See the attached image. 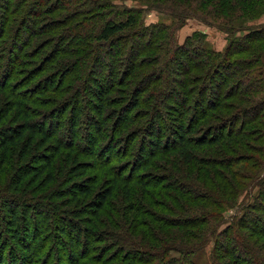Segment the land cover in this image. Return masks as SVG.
<instances>
[{
    "label": "trees",
    "instance_id": "1",
    "mask_svg": "<svg viewBox=\"0 0 264 264\" xmlns=\"http://www.w3.org/2000/svg\"><path fill=\"white\" fill-rule=\"evenodd\" d=\"M37 1L43 3L40 4L43 6L48 0ZM137 1L145 5L143 9L116 5L114 0H52L47 2L49 7L45 11L49 13L59 8H66V4H74L66 8V13L71 15L70 19L54 21L49 26H44L41 30L36 29L34 32L37 37L40 35L39 32L51 33L53 29H57V33H60L57 36H62L63 41H66L62 47L55 49V52H50L45 57V61L52 65L55 64L53 71L56 70L58 73L56 76H60V79L58 82L55 78L45 79L46 77L42 74L46 69L45 66H41L38 71L28 77L25 83L29 85L41 76L44 84L42 83L43 85L38 89V94L44 96L53 91L58 92L66 80L75 78V81L70 82L71 88L67 89L73 90V94L69 97L72 100L75 99L76 103L78 98L75 93L79 92L78 87L81 85V80L83 82L85 79L86 72L83 69L94 68L93 72L100 66L99 61L106 58L104 55L101 60L99 51L102 47L117 44L113 59L104 64V71L109 72L110 79H105V82L96 84L93 88L89 84L85 85L94 98V102L90 103L86 100V103L96 114L101 116L106 112L108 105L116 102L115 105H117L120 100L110 97L112 90L116 89V92L120 93V90L115 87L117 85L123 87L126 79L143 78L140 71L145 67L149 69L148 78L150 79H147L145 83V78L143 82L140 79L142 84L137 94L130 100L131 108L128 110L126 107L120 112H111L112 114H130L139 107L149 108V102H144L142 105L140 100L147 89L150 93L156 91L155 93L161 96L167 85L178 84L183 88L188 87L181 92V105L179 104L181 111L176 107L179 116L173 125H166L167 120L161 118L157 107L151 108L155 115L153 119H148L150 124L147 128L161 121V124L166 126L164 130H167L168 134L166 133L165 136L163 129L156 126L155 131L149 134L150 138L142 139V143L146 142L147 148H144L142 143L137 147L134 159L136 171L146 173L149 167H155L162 173L149 174L147 172L133 178L132 174H126L127 169L118 168V172L112 173L113 176L105 180L106 186L102 188L103 190L101 189L100 198L96 201L98 210L107 205L106 200L120 185L128 213L135 212L136 214V217L131 216L132 218L128 219L134 222L130 225L131 228L136 225L135 219L141 213L140 209H145L142 201L136 202L135 206L134 200L139 201L140 198H135L131 183H134L137 190L140 188L144 191L145 196L150 189H157L159 195L170 198L177 209L169 212L168 219L163 218L154 222L181 229L182 239L175 244L165 242L161 238V247L153 249L157 253L147 256V262L153 260L156 264H197L193 255L199 252L210 236L214 239L209 257L210 264H227L224 262L226 259L230 261L228 264H264V244L259 246L254 239V237L264 239V163L261 167L258 159L264 156V148L259 149L254 143H259L258 136L264 140V129L258 128V125L264 126L258 122L260 118L264 119V114H261L264 109V27L246 28V33L235 36L236 32L243 31V29L230 25L238 17L253 18L256 17V13L258 15L262 13L259 9L264 8V0ZM150 9L158 12L166 11L171 17L170 25L158 23L143 25L140 17L144 11ZM189 18L217 23L220 26L227 25L224 32L230 38L224 50L207 49L202 44V38L196 33L188 36L180 47H176L175 44L170 45L167 41L174 38V31L182 27ZM239 55L245 56L239 58ZM22 59L23 56L15 60V65H25L26 61L21 63ZM157 72L160 74L162 72L167 77H162L156 74ZM167 81L170 83L165 85ZM149 86H153L152 90ZM7 91L11 100L8 101L6 107L0 109V122L6 120L13 112L11 119L14 118V123L0 129V151L11 147L19 150L20 147L22 148L21 159L30 155L29 161L16 167L12 176V185L17 188L25 178L33 176L37 180L43 174L45 175L44 184H48L53 179L51 172L53 159L59 149L65 146L64 143L54 138V131L57 132L64 124L59 125L61 120H55L53 116L46 117L42 122H31L29 119L31 106L26 103L34 101L32 104L35 105V100L22 92H15V89L7 88ZM193 93L201 97L192 101L193 109H191L190 117L187 118L190 109L188 110L185 105L192 98ZM161 101L159 100V103L164 104ZM239 104H243L244 107L240 108ZM69 105H73V101ZM67 107L60 109L57 113L60 114L59 118L66 114ZM227 108L238 109L239 112L232 114V118H226L223 113ZM21 117V122H19ZM70 122H72V128L76 127L78 116L72 115ZM131 122H134V119L127 116L124 127L130 125ZM46 123L49 129L45 128ZM101 127L100 121L94 123V129L100 141L103 139ZM69 133L70 137L75 140L76 137L71 132ZM136 138L137 136L134 135L130 141L133 142ZM48 141L52 143L54 141V146L47 144ZM260 145L263 147L262 144ZM39 149H43V152L38 151ZM159 155L160 159L164 160L163 162L154 161ZM102 165L104 169L103 162ZM87 169L90 168L87 167L80 172L74 169L71 176L84 177ZM252 169H258L257 179L251 182L252 186L257 188V193L251 202L247 201L240 206L243 213L234 215L231 224L219 232L218 228L223 223L224 206L231 204L230 206L234 207L239 200V195L252 179L248 177L250 173H247ZM147 175L151 176L146 178ZM100 178L99 175L94 181L90 177L84 178L81 182L70 181L75 186L76 194L66 187L62 192L53 193L51 199L55 197L61 201L62 206L58 207H67V204L63 202V197L69 196L73 200L78 196L88 198L92 195ZM209 179L214 182L211 187H208L206 183ZM245 179L247 182H242ZM215 180L220 181L218 183ZM164 191H166L165 194ZM228 191L232 196L230 203L227 201ZM148 198L152 205H157L154 196L151 195ZM187 202L198 203V206L192 209ZM17 203L13 202L12 204L16 207L14 210H9L11 201L5 197L0 199V207L7 212L4 218L6 222L9 221L8 228L12 233V240L17 243L18 247L28 251L25 239L21 238L15 229L23 218H27L34 206L20 199ZM35 205L45 212L48 219V213L54 206L53 202L46 204L38 201ZM70 212L79 217L83 209L75 212L69 210ZM145 212L149 216L153 213L150 210H145ZM64 221L71 228L78 229V226L70 224L71 220L66 218ZM249 221L252 223L250 224ZM46 222L49 221L46 220ZM59 230L62 234H67L64 228ZM152 230L151 225L140 236L143 238L152 236L154 239L156 235ZM30 231L31 227L27 224L26 235ZM128 245L142 248V245L136 242ZM7 246L4 245V247ZM4 247L3 250L0 249V264H18L17 259H8L4 256Z\"/></svg>",
    "mask_w": 264,
    "mask_h": 264
},
{
    "label": "rangeland",
    "instance_id": "2",
    "mask_svg": "<svg viewBox=\"0 0 264 264\" xmlns=\"http://www.w3.org/2000/svg\"><path fill=\"white\" fill-rule=\"evenodd\" d=\"M51 1L52 0H48L47 2ZM47 2L41 6L40 4L43 3H39L37 0H0V109L6 107L8 101L11 100L7 88L15 89V92H22L24 95L33 98L32 100H35V105L32 104L34 101L31 103L24 102L31 106L29 114L31 122L45 121V118L48 116H53V119L58 121L61 120L59 125L62 123L64 126L60 127L57 132L54 131V138L60 143L65 144L64 148L59 149L58 154L53 159L51 166L52 182L44 184V174L37 180H35L33 176H29L25 178L17 188H14L12 185V176L16 167L29 161L30 155H26L21 159L22 148L20 147L19 150L18 148L15 149L11 147L5 151H0V199L5 197L7 200L11 201L9 210L15 209L19 199L24 200V202L30 204V206H34V209L29 211L27 218H23L22 222H20L15 229V231L19 232V236L25 239L28 251L21 249L20 246L18 247L17 243L12 240V233L9 232L8 228L9 221L6 222L4 218V214L7 212L0 207V249L3 250L4 245H9L4 247V256L8 259H17L19 262L18 264H156L153 260L147 262V256L157 253V251H153V249L156 250V248L161 247V238L165 242L175 244L182 239L181 229L176 227L171 228L168 224L164 226L159 222H154L163 218L168 219L169 212L177 209V206L173 205L172 200L165 196L161 197L157 189H150V195L148 193L147 196H145L143 194L144 191L140 188L137 190V187L133 185L134 183H131V186L134 188L133 192L135 198H140L139 201L137 199V201L134 200L135 206L136 202L142 201L145 207V209H140L141 213H139L135 219L136 225L131 228L130 225H133L134 222L128 221V219L131 216L136 217V214L135 212L128 213L126 202H124L122 197V188L120 185L113 191L112 196L106 200L107 205L102 209L98 210V203H96V201L100 198V192L103 190L102 188L106 186L105 180L113 176L116 171L118 172V168L120 167L121 169H127L126 174H132L133 178H136L138 175L146 174L147 172L149 174L162 173L155 167H149L147 171H145L146 173H144V171H136L134 159L136 157L137 147L142 143V139L147 140L151 137L149 134L155 131L156 126H160V128L163 129L165 136L166 133L168 134V131L164 130L166 126L161 124V121H158L157 125L152 124L151 127L147 128L148 124H150V122L148 123V119H153L155 115L152 113L151 108L157 107L161 118L163 117L165 121L167 120L166 125H173L176 118L179 116L176 112V107L179 108L177 110L181 111V107H179L181 105V92L188 87L183 88L178 84H170L164 87L165 89H163V94L161 93V96L155 93L156 91L154 93L151 92V94L147 89L142 94L143 96L140 100L142 101V105L144 102H149V108L139 107L131 111L132 114H112L111 112H120L126 109V107L128 110L131 108L132 104L130 100L137 94L144 78V83L147 79H150L148 78L149 69L145 67L140 71L143 78L140 77L138 78L139 80H137V77L126 79L123 87L115 85V88L120 90V93H117L116 89H113L110 97L120 100L117 105H115L117 102L115 104L113 103V105H108L106 112L101 116L96 114L92 111L90 105L86 103V100L90 103L94 102V98L85 85L89 84L93 88L96 84H102L109 78V72L107 70L104 71V64L113 59V55L117 51V44H109L106 46L104 45L105 47L103 46L99 51L101 60L105 59L99 61V67L95 68L93 72L92 70L94 68H90L89 70L83 69L86 72L85 79L83 82L81 80V87H78L79 92L76 91L75 93L78 98L76 103L74 98V100H72L69 97L70 94H73V90L69 91L67 89L69 87L71 88L72 84L70 82L75 81V78L66 80L61 88H59L58 92L53 91L44 96L39 95L38 89L44 84L41 76L29 85H26L25 82L28 77L38 71L41 66H45L46 69L42 74L43 77H46L45 79L48 77L52 79L55 78L57 80L56 82H58L60 76L57 77L56 74L58 73L56 70L53 71L55 64L52 65L45 61V57L49 55L50 52H55V49L57 50V48L62 47L66 41H63L62 36H57V34H60L57 33V29H53L51 33L42 34L39 32L40 35L37 37L34 35V32H36V29L41 30L42 27L49 26L54 21L70 19L71 15L70 13H66V8L74 5L69 3L70 5L66 4V8H59L49 13L45 11L46 8L49 7ZM114 3L116 5L142 9L145 6L137 0H114ZM259 11L262 13H259V15L256 13V17L248 18V16H241L230 24L234 25V28L243 29V31L236 32L235 36H241V34L246 33V28L255 29L264 27V8L259 9ZM140 22L145 26L156 23L170 25L171 17L166 11L158 12L157 10L150 9L143 12V15L140 17ZM226 27L227 25L220 26L217 23H208V21L203 22L201 19L189 18L182 27L174 31V38L167 42L172 46L175 44L176 47H180L184 44L188 36L196 33L202 38V44L207 49L223 51L230 38L227 33L224 32ZM23 37H25L24 40H22ZM104 55L106 58L102 59ZM22 56L23 59L21 63L26 61V64L22 66L15 65V60ZM239 56V58H243L245 55ZM94 67H96V65ZM156 74L162 77L166 76L164 73L162 74V72L161 74L160 72ZM140 79H142V82H140ZM168 83L170 82H165V85ZM151 88H153V86H149L150 90H152ZM170 90H172V92ZM198 97L200 98L201 96L193 93L192 98L186 103L185 107H187L188 110L190 109L187 118L190 117L191 109H193L192 101ZM159 100H162L161 102L164 104H160ZM72 101L73 105H69ZM112 101L114 102V100ZM127 102L129 103L126 106ZM239 106L240 108L244 107L243 104H239ZM65 107L68 108L66 114H64L62 118H59L60 114L57 113L60 109ZM237 112H239L238 109L227 108L223 116L232 118V114H237ZM261 114H264V109H262ZM13 115V112H11L6 120L0 122V129L5 125H13L14 118L11 119ZM72 115L78 116V123L76 127L73 128L72 122H70ZM127 116L130 118L132 117L134 122L124 127V121ZM21 119L22 117L18 121L21 122ZM98 121H100V125L102 126L100 131L102 132L103 139L101 141L94 129V123ZM258 122L264 124L263 117L260 118ZM45 128H50L47 126V123ZM258 128L263 130L264 126L258 125ZM69 132L76 137L75 140L70 137ZM134 135H136L137 138L135 141L131 142L130 140ZM258 139L259 143L254 142L256 144L255 146L259 149H263L264 140H262V137L260 139V136H258ZM53 143L55 142L53 141ZM53 143L52 141H48L47 144L54 146ZM145 143H142L143 147L147 148ZM260 144H262L263 147H261ZM38 151L42 153L43 149H39ZM31 153L33 152L31 151ZM199 153L201 154V152ZM160 158L159 155L154 161L158 162L161 160V162H163L164 160ZM258 159L262 167L264 156L258 157ZM102 162L104 164V169L102 167ZM87 167L90 169H87L86 176H71V174L74 173V169L80 172ZM114 167L115 169H113ZM109 171H111V174H109ZM257 171L258 169L247 171V173H250L248 177H252V179L239 195V200L234 207H231V204L224 206L222 213L223 223L220 224L218 228L219 232L231 224L234 215L243 213L241 212L240 206L247 201L248 203L251 202L253 196L257 193V188L252 186L251 183L253 179H257ZM99 175L101 178L96 183L92 195L88 198L78 196L73 200L69 196L63 197V202L67 204V207H58L62 206L61 201L55 197L51 199L53 193L62 192L66 187H69L72 193L76 194L74 189L75 186L72 182H81L84 178L89 177L94 181ZM150 176L151 175H147L145 177L149 178ZM189 181L192 182V180ZM219 181L220 180H215V182L218 183ZM193 182L196 183L194 179ZM242 182H247V179ZM206 183H208V187L214 184L212 179H209ZM229 192L230 191H228L227 195L228 203L232 202V196ZM163 193L165 194L166 191ZM151 195L154 196V200H157V205H152L151 202H149L148 197ZM172 196H174V194H172ZM177 197L179 198V195ZM50 200L53 202L54 206L50 209L47 219L45 212L40 210L35 204L38 201L48 204V202H51ZM184 201L185 200H183V202ZM13 202L17 203L16 206L12 204ZM187 205L191 206L192 209H196L198 203L190 204L187 202ZM80 209H83V212L80 213L79 217L72 215L71 212L69 213V210L75 212ZM145 210H150L153 213L149 216L146 214ZM66 218L67 220H71L70 224L78 226V229L71 228V226L64 221ZM46 220L49 222L47 223ZM249 223L251 224L252 221H249ZM27 224L31 227V231L28 235H26ZM151 225L153 227L152 232L156 235V238L153 239L152 236L143 238L140 236V234H144L145 229ZM61 228H64L67 234H62L59 230ZM254 239L259 246L264 244L263 238L254 237ZM213 241L214 239L208 236L207 242L198 253L193 255L197 264H210L209 257L212 252ZM135 242L140 243L143 249L135 245H128L129 243ZM137 248L140 250H136ZM170 253L174 255L173 252ZM224 262L227 264L230 263L228 259H226V261L224 260Z\"/></svg>",
    "mask_w": 264,
    "mask_h": 264
}]
</instances>
